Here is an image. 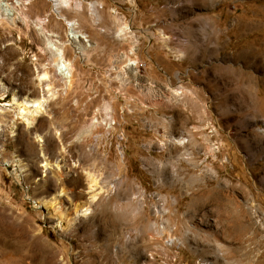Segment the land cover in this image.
I'll use <instances>...</instances> for the list:
<instances>
[{"label": "rangeland", "instance_id": "374dc122", "mask_svg": "<svg viewBox=\"0 0 264 264\" xmlns=\"http://www.w3.org/2000/svg\"><path fill=\"white\" fill-rule=\"evenodd\" d=\"M8 4L0 264H264V0H70L80 56L51 0ZM14 98L44 100L31 125Z\"/></svg>", "mask_w": 264, "mask_h": 264}, {"label": "bare ground", "instance_id": "6f19581e", "mask_svg": "<svg viewBox=\"0 0 264 264\" xmlns=\"http://www.w3.org/2000/svg\"><path fill=\"white\" fill-rule=\"evenodd\" d=\"M8 3H9V0H0V26L9 25L10 22L14 23V20L13 19L11 20L9 18V13H8L9 4ZM51 3L54 4L58 18L61 19L65 23V26L67 27V31H66L67 42L68 43L70 42L71 44H73V48L79 54V56H80V54L84 55L87 48H91L90 44H88V41L85 40L84 35H82V33L77 30V28L75 27V23L65 19L64 16L62 15V12H61L62 9H67L70 7V0H51ZM95 4L96 3L93 1H90L88 3L91 16H93L94 18H97V15L95 14V9H94L96 7ZM19 7H20V5L18 4V1L15 3V5H12V8L17 12H18ZM74 8L76 10H80L82 8V3L80 1L75 2ZM19 15H20V13H19ZM22 20L25 24L28 23L26 21V17H23ZM37 21H38L39 29H41L40 33L43 35V46H44L43 50L49 55V60H50L49 65L54 68L57 76H59L61 78L62 82L65 85V88L68 90L73 83V78H74V73H75L74 72V70H75L74 66H73L72 62L67 61L65 59V54H64L65 53L64 52L65 46H64V44H62L60 41H58L57 37L49 34L48 32H46L44 30V28H43L44 21H42L40 19H38ZM35 23L36 22L32 23V25ZM129 33H130L129 28L126 26H122V27L118 28V30L116 31V37L120 40H125V38L127 37V35H129ZM130 64L127 63L125 68L130 67L131 66ZM125 71H126V69H125ZM49 78H50L49 73L47 71H42L40 73V75L38 76V81H39V83H46L49 80ZM49 91L50 90L48 87V92ZM6 93H7V89L0 82V97L4 98ZM173 93L177 96H180V94H181L180 92H178V90H173ZM12 103L17 108L18 115L25 118L27 126H29L35 120V114L40 109L41 105H43L44 100L38 99V100H34V101H29L27 99H23L21 102H19V101H17L16 98H14ZM28 103L36 104L37 110L33 111V112H28ZM108 110H110L109 106L106 105L104 107V111L107 112ZM92 124H93V122H92ZM175 141L181 145H183V143H184L182 140H179V141L175 140ZM89 182H90L89 185L90 184H91V186L93 185L92 188H94V186L97 184L96 179L93 176H89ZM96 196H97V194L94 195V193H93L92 199H94ZM53 205H55V204L52 203V205H51L52 208H54ZM80 211H81V209L76 207L74 210V214L77 215ZM87 212H88V209L83 211L82 214L86 215ZM156 234L158 236H160L162 233H161V231L158 230L156 232Z\"/></svg>", "mask_w": 264, "mask_h": 264}]
</instances>
